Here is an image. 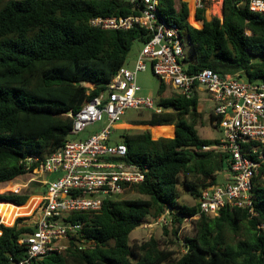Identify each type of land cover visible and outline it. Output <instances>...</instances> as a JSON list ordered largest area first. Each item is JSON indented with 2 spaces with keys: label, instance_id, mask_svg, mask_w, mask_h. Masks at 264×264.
<instances>
[{
  "label": "trees",
  "instance_id": "16d2710c",
  "mask_svg": "<svg viewBox=\"0 0 264 264\" xmlns=\"http://www.w3.org/2000/svg\"><path fill=\"white\" fill-rule=\"evenodd\" d=\"M136 12L132 5L117 1L0 0V184L23 174L19 162L26 155L43 157L59 150L72 126L66 113L76 112L104 91L126 65L134 42L149 38L138 28L91 27L90 18ZM158 14L186 34L193 56L188 73L208 68L250 82L264 81V11L249 12L248 0H222V18L209 21L204 10L196 12V20L192 13L188 17L182 0H159ZM189 18L202 27L190 26ZM166 88L160 82L157 105L163 112L129 123L153 126L150 133L125 131L119 140L126 146L121 160L146 169L145 179L124 183L120 195L144 198L118 195L104 200L97 213L71 215L73 222L83 224L81 239L92 245L79 249L73 237L64 253L33 258L28 264H264V163L253 180L255 215L229 207L216 217L200 215L182 236L184 251L179 257L170 249L171 238L129 242V234L145 218L156 219L166 210L171 237L180 238L183 218L197 213L201 189L221 183L218 173L228 166L226 154L203 149L217 139L198 136V96L187 98L170 87L164 95ZM171 125L174 137L159 138L173 136ZM7 186L17 188L13 183ZM182 190L194 197V205L179 203ZM31 198L0 194V204L24 206ZM27 219L4 226L0 218V264L27 258L18 244L23 234L33 231ZM167 228L162 227L164 236Z\"/></svg>",
  "mask_w": 264,
  "mask_h": 264
},
{
  "label": "built area",
  "instance_id": "2783aa9c",
  "mask_svg": "<svg viewBox=\"0 0 264 264\" xmlns=\"http://www.w3.org/2000/svg\"><path fill=\"white\" fill-rule=\"evenodd\" d=\"M101 1L127 3L137 12L125 16H96L89 20L91 27L138 28L149 38L137 53L132 69L120 67L104 91L76 112L66 113L72 126L59 150L43 157L26 155L20 160L23 174L15 179L26 177V180L14 183L17 188L13 193L18 195L31 183L42 191L31 215L24 216L29 218L25 221L33 225V231L19 238L18 244L25 248L27 258L16 264L64 253L73 237L78 239L75 245L79 249L90 247L91 241L81 239L83 224L73 222L71 215L97 213L104 200L121 194L124 183L137 184L145 179V168L121 160L126 156V146L112 141L111 136L125 110H150L156 114L164 111L152 98L140 95L136 86L137 73L144 71L147 65L161 83L182 96L188 98L202 92V101L211 104L213 120L210 123L220 132L217 143L203 149L222 152L228 160L227 168L218 173L223 181L201 189L196 200L197 213L184 217L182 223L191 226V220L200 215L216 217L225 207L246 209L255 215L253 180L259 176V168L264 163V81L250 82L238 74L220 75L208 68L188 73L190 62L183 53V34L174 23L159 16V0ZM210 1L191 0L195 19L196 12L204 10ZM248 10L263 12L264 0H248ZM200 98L198 96V102ZM95 124L100 125L95 133L81 139L70 138L83 134L87 127ZM150 219L148 225L168 227L170 210Z\"/></svg>",
  "mask_w": 264,
  "mask_h": 264
},
{
  "label": "rangeland",
  "instance_id": "374dc122",
  "mask_svg": "<svg viewBox=\"0 0 264 264\" xmlns=\"http://www.w3.org/2000/svg\"><path fill=\"white\" fill-rule=\"evenodd\" d=\"M3 1H5V0H3ZM182 1L187 3L188 17L190 15V13H192V16H193V6H192L191 0H182ZM219 4L222 5V0H212V1L208 2L207 6L204 9V17L207 21L211 20L212 17H217L219 19L222 18L221 7L219 6ZM192 19L193 18H189V22L191 23V25L189 24V22H188V24L190 26H192L193 28L200 29L201 25H202L201 22H199L200 24L196 25ZM187 21H188V18H187ZM182 34L184 37L183 53L185 55L186 60L188 62H192L193 56H192L190 43L187 40L186 34L185 33H182ZM142 46H143L142 42H140V41L134 42V44L132 45V47L128 53L127 63L125 65V67H127L129 69H132L134 67V64L136 61V55L140 51ZM159 84H160L159 79L153 75L149 65L146 66L144 71H140L137 73L136 86L139 88V94L143 95V96H149L156 103L159 100V95H158ZM168 88L169 87L166 88L164 95H167ZM198 96H199V98H200V96L202 97V92H199ZM198 106H199V111L201 112V120L196 125V130H197L198 136L201 139H218L220 136V132L216 127H214L210 123V119H209V114L211 112V104L206 102V101H202V99L200 98ZM150 114H151L150 110L128 109V110L124 111V114L121 116L119 123H126V124L128 123L129 124L132 121L137 120V119H147ZM123 126H125V127H123ZM99 127H100L99 124H95L94 126H89L86 128V130L83 134H80L79 136H72L70 138L81 139V138L87 136L88 134L95 133ZM150 127H153V126L132 125V124L122 125V126L120 125L117 127L116 130L113 131V135L111 136V140L114 142H118L120 140V137L122 136V134L125 133V131L129 132V133L148 131L150 133V131H151ZM154 127H156V126H154ZM169 127H172V126H169ZM171 132L173 134V127H172ZM172 134H171V136H172ZM150 136H151V134H150ZM151 138H152V136H151ZM159 138H171V137L162 136ZM152 139L156 140L154 138H152ZM220 178H221V176H219V179ZM25 180H26V177H21L20 180L14 179L12 183L13 184L14 183H21V182L23 183V182H25ZM9 183H11V182L0 184V189L2 190V191H0V194L13 193V189L7 188L8 187L7 185ZM41 191H42L41 188H39L35 184L31 183L30 185L27 186V188L21 189L19 191L20 193H18V195H27V200H28L30 197H33V196H41ZM118 198L137 199V198H144V197L139 195V194H136V193H126V194H122V195L118 196ZM26 201H25V203H26ZM179 203L185 204L187 206H192L195 204V199L187 191L182 190L181 197L179 199ZM23 217L24 216L17 217V218H23ZM0 218H1V223H3L4 226H9L8 224H6L4 222V219L2 216H0ZM14 222H13V224H14ZM143 222H146V224H143ZM143 222L139 227L135 228L129 234V242H132L134 240L138 241V242H142V241L149 239L150 237H154L158 240H163L164 238L165 239L171 238L173 244L170 245V249L173 250L174 252H176L175 256L179 257L183 253L184 247H183V243H182L181 238L184 234L189 233V230L191 227L189 224L182 223L180 225V229H179L180 230L179 231V237L180 238L174 239V237H171V234H170V227L172 224L170 226H168V228H167L168 236H164L162 227L156 226L154 224H149V225L147 224V223H151L150 218H145Z\"/></svg>",
  "mask_w": 264,
  "mask_h": 264
},
{
  "label": "bare ground",
  "instance_id": "6f19581e",
  "mask_svg": "<svg viewBox=\"0 0 264 264\" xmlns=\"http://www.w3.org/2000/svg\"><path fill=\"white\" fill-rule=\"evenodd\" d=\"M39 200L40 197H32L24 206H15L9 203H2L0 204V216L3 217L6 224L11 226L17 217L29 216L32 210L35 209Z\"/></svg>",
  "mask_w": 264,
  "mask_h": 264
},
{
  "label": "crops",
  "instance_id": "0c3cea01",
  "mask_svg": "<svg viewBox=\"0 0 264 264\" xmlns=\"http://www.w3.org/2000/svg\"><path fill=\"white\" fill-rule=\"evenodd\" d=\"M199 22H200V21H199ZM198 103H199V102H198ZM198 108H199V106H198ZM209 119H210V114H209ZM120 125L122 126V125H130V124H128V123H127V124H126V123H118V124L116 125V129H117V127L120 126ZM171 126H172V125H171ZM172 127H173V129H174V126H172ZM222 181H223V180H222ZM33 197H39V196H33Z\"/></svg>",
  "mask_w": 264,
  "mask_h": 264
},
{
  "label": "water",
  "instance_id": "95a60500",
  "mask_svg": "<svg viewBox=\"0 0 264 264\" xmlns=\"http://www.w3.org/2000/svg\"><path fill=\"white\" fill-rule=\"evenodd\" d=\"M201 27H202V25H201ZM174 134H175V133H174V129H173V136H172L171 138H173V137H174Z\"/></svg>",
  "mask_w": 264,
  "mask_h": 264
}]
</instances>
